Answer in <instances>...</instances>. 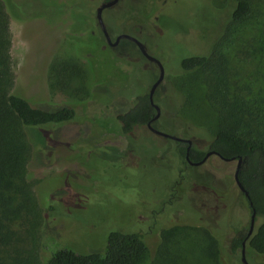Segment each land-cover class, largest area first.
<instances>
[{
	"label": "rangeland",
	"instance_id": "obj_1",
	"mask_svg": "<svg viewBox=\"0 0 264 264\" xmlns=\"http://www.w3.org/2000/svg\"><path fill=\"white\" fill-rule=\"evenodd\" d=\"M103 1L3 0L9 17L13 93L35 107L68 105L78 109L79 114L75 123L62 126L51 140L50 150L45 154L49 165L30 168L28 181L37 203L49 210L42 217L41 229L35 224L19 223L21 220L15 224L19 223L15 229L28 237L17 245L20 258L27 264H45L53 249L103 253L110 230L134 227L153 253L151 264H226L225 249L219 255L210 250L214 239L205 232V218L197 216L203 226L190 222L197 215L192 211L198 210V206L203 211L205 204L198 203L197 197L191 195L190 179L175 191L174 184H170L174 174L168 175L165 168L164 172L155 168L143 172L140 166L131 167L122 156L99 150L90 154L92 145L127 150L128 141L118 130L107 127L98 132L95 121L98 126H104L105 117L86 114L87 103L95 101L101 106L109 103L117 112L126 111L130 98L144 95L158 74L129 42L122 43L125 49L120 46L114 50L107 45L95 20L96 9ZM122 5L107 14L112 13L115 18V24H110L112 38L122 33L141 37L148 52L164 68L162 86L167 93L157 94L154 101L161 104L166 99L180 109L177 116L181 121L173 113V122H158V131L176 136L184 134L186 138L196 133L194 148L204 147L203 141L200 146L196 142L207 141L209 133L200 135L195 125H203L209 131L216 126L215 114L205 98L209 72L185 73L180 70V61L189 55L207 53L214 36L208 42L207 31L212 29L219 35L234 4L228 0H133L126 9L128 16L121 15L125 9ZM134 6H139L143 14L153 11L142 25L141 34L133 28L134 23L138 24L139 18L145 20L147 15L134 20ZM159 14L161 21H155V29L152 24ZM260 28H264L263 9L235 27L230 47L227 40L223 41L222 54L228 65L230 90L250 89L264 97V57L259 55V42L253 41ZM104 94L109 95L107 100L103 99ZM157 139L152 138L154 142ZM136 144L142 150L151 146L143 138ZM236 163L230 167L224 163L216 166L225 171L222 178L233 197L238 195L233 180ZM190 172V178L197 173L207 178L212 176L205 169ZM165 184H170L166 193ZM178 205L181 209L173 215L180 216L185 209L196 215L189 219L177 217V221L186 222L165 230L169 227L170 212ZM153 222L155 226L151 225ZM232 264L240 263L233 257ZM249 264L264 262L252 257Z\"/></svg>",
	"mask_w": 264,
	"mask_h": 264
},
{
	"label": "trees",
	"instance_id": "obj_2",
	"mask_svg": "<svg viewBox=\"0 0 264 264\" xmlns=\"http://www.w3.org/2000/svg\"><path fill=\"white\" fill-rule=\"evenodd\" d=\"M228 2L233 3L234 7L221 33L214 34L212 29L207 31L208 42L214 35L210 39L207 53L182 58L180 70L185 73L196 70L209 72L205 79V98L215 114L216 126L215 130L209 131L203 125H195L200 135L208 132L210 136L207 141L201 139L196 143L200 146L203 141L202 145H205L208 151L216 152L223 158L244 160L239 169L238 179L247 191L249 200L240 192L239 197L230 196L223 190L220 192L221 188L212 184L216 201L206 204L199 215L205 218L203 220L206 224L205 232L214 239L210 250L213 249L216 255H219L220 250L225 249L228 258L226 264H232L233 257L242 264L240 254L243 242L248 262L252 257L264 262V97L260 96L261 93H252L250 89L241 92L237 89L230 90L228 65L222 54L223 41L227 40V46L230 47L235 27L246 21L251 14H259L262 9L264 10V0ZM134 9L136 10L134 20L139 15L143 17L147 15L145 20L140 18V21L136 20L139 23L148 21L153 12L143 14L139 6H134ZM254 36L253 41L260 44L259 55L264 57V28H260ZM10 47L9 17L3 0H0V264H27L26 260L20 258L17 245L28 237L22 236L15 228L19 223H25L33 226L35 224L41 229L42 217L49 210L48 207L40 208L37 203L31 183L28 181L30 168L49 165L47 162L49 159L45 154L50 150L51 140L62 126L75 123L79 119V114L78 109L68 105L35 107L15 95ZM108 96L104 94L103 99L107 100ZM128 105V110L117 112L109 103L105 106L95 101L87 103L86 114L105 117L102 121L104 126H98L95 121L97 131L107 127L112 131L118 130V133L128 141L127 150L123 152L115 148H96L92 145L90 154L99 150L122 156L130 162L131 167L138 169L140 166L143 172L147 168L164 172L165 168L168 175L174 172V181L170 183L174 184L179 180L176 173L182 171L186 165L184 159L186 145L178 143L176 148L171 150V140L153 136L147 130L146 125L154 114L148 95L130 98ZM161 107L167 119L171 120L173 113H176L175 119L180 120L177 116V112L180 111L177 104H170L163 99ZM196 135L198 134L195 133L189 138L193 144ZM153 137L158 138V142H154ZM139 138H143L148 144L151 143V146L145 150L140 149L136 144ZM189 154L193 162L200 161L203 156V153L198 154L195 148L191 149ZM116 178L118 179L117 175ZM165 185L163 189L167 190L168 185ZM249 203L252 204L251 207ZM180 209L178 205L175 211H171L170 214L168 212L170 222L168 221L169 227L165 230H171L181 222H186L177 221V217L189 219L195 215L187 209L180 216L173 215V212ZM252 212L255 213L254 228L247 237ZM193 219L190 222L194 225L197 223L204 225L197 216ZM19 220L21 221L15 226ZM131 228L110 230L103 253L82 254L68 248L53 249L54 253L45 264H151L153 253L144 236L135 232L134 227L132 230ZM214 261L218 263L216 256Z\"/></svg>",
	"mask_w": 264,
	"mask_h": 264
},
{
	"label": "flooded vegetation",
	"instance_id": "obj_3",
	"mask_svg": "<svg viewBox=\"0 0 264 264\" xmlns=\"http://www.w3.org/2000/svg\"><path fill=\"white\" fill-rule=\"evenodd\" d=\"M108 1H110V0H104L102 3H104V2H108ZM132 1L133 0H118V2H117V4L116 5H114V6H112V7H110V8H107V9H105V10H103V12H102V19H103V22H104V24H105V27H106V29H107V32H108V34H109V36H110V39H111V41L112 42H115V40H116V38L119 36V35H121V34H118L115 38H112V36H111V33H110V24L111 25H114L115 24V18H113V14L111 13V14H109V15H107L108 13H110V11L111 10H113V9H116V8H118V7H120V5L121 4H123L122 6V9L123 8H125L124 10H122V14L121 15H124V16H128V12H127V7L128 6H131V4H132ZM101 3V4H102ZM100 4V5H101ZM107 16H109V18L107 17ZM109 19H107V18ZM162 17V15L161 14H159L158 16H155L154 17V23L152 24V26L156 29L157 28V25L155 24V21H161V18ZM194 17V16H193ZM95 20H96V14H95ZM111 20V22H108V21H110ZM127 21V20H126ZM129 21V20H128ZM144 23H146V21H144V22H142L141 24L140 23H134V25H136V26H131V27H133V28H135V29H137L138 30V34H141L142 33V25H144ZM96 24L98 25V23H97V21H96ZM98 27H99V25H98ZM99 29H100V27H99ZM134 30V29H133ZM101 31V30H100ZM101 33H102V31H101ZM122 34H125V33H122ZM127 35H130V36H132V37H134V38H136L138 41H140L146 48H147V44L145 43V42H143L142 41V39H141V37L139 36V35H136L135 33H131V34H127ZM102 36H103V38L105 39V37H104V35H103V33H102ZM106 41V40H105ZM123 42H129V43H131V45L135 48V50H137L139 53H140V51H139V49H138V47L133 43V42H131V41H129V40H120L119 41V43L116 45V46H109L108 44V46L109 47H111V48H113L114 50H116L117 48H119L120 46H122L124 49L126 48L124 45H122V43ZM107 43V42H106ZM147 50H148V48H147ZM119 56H122V55H124V54H121V53H117ZM150 54V53H149ZM140 55L142 56V54L140 53ZM144 58V57H143ZM145 59V58H144ZM145 61L148 63V64H150V68H155L156 70H157V72H158V68L156 67V65L155 64H153V63H150V62H148L146 59H145ZM157 77H158V74H157ZM157 77H156V79L147 87V89L145 90V93H144V95H149V91H150V88L152 87V85L155 83V81L157 80ZM164 81V80H163ZM163 85V82L156 88V90L154 91V94H153V102H154V104L155 105H157V106H159V110H160V114H159V117L156 119V120H154V121H152V118L156 115V110H155V108L152 106V108H153V110H154V114H153V117L151 118V120L149 121L150 122V125H151V127H153L154 129H156V130H158V127H157V124H158V122L159 123H164V122H166V123H169V122H173L172 120H169V119H167L166 118V116L164 115V113H163V110H162V107H161V104H158V103H156V101H154L155 100V97H156V95L157 94H159V95H162V96H166L165 94L167 93V89H166V87H165V89H164V87L162 86ZM148 99H149V97H148ZM149 103H150V101H149ZM148 122V123H149ZM148 123H147V125H148ZM146 125V128H147V130L151 133V135H153V136H157V137H160V136H158V135H156V134H154V133H152L150 130H149V128H148V126ZM171 135V134H170ZM173 136H176V135H173ZM178 138H180L182 141H174V140H171V139H165V138H163V137H160V138H163V139H165V140H171V144H170V149L172 150V149H175L176 148V145L178 144V143H181V144H184V145H186V150H185V156H184V159L186 160V165L184 166V168H183V170L182 171H178L176 174L178 175V181H176L175 183H174V188L173 189H175V191H176V187L178 188L180 185H183L184 184V181L185 180H187V179H190L191 181H192V183H193V186L191 187L192 188V196H194V198H195V196L197 197V199H196V201H198V203H200V202H202V204H204V208L206 207V204H208V203H211V201H213L214 203H215V201H216V198L214 197V192H212V184L215 186V185H217L219 188H221L220 189V192H222V190L224 191V193L225 192H229V190H228V183L222 178V172L223 173H225V171H222L221 169H219V167H216L217 166V163L216 162H218V163H224V164H228V166L231 164V163H233V162H235V160L234 161H226L225 159L226 158H223L221 155V157L220 156H218L217 155V153L215 154V153H213V151H208L207 149V147L204 145V147H201L200 146V148L199 149H196V151L198 152V154H202L203 153V156H202V159L200 160V161H198V162H201L203 159H204V157L206 156V154H208V153H211L210 155H209V157L202 163V164H200V165H192L191 163H198V162H193V161H191L190 160V158H189V153H190V150L191 149H193L194 148V145H193V142H192V140H190L189 138H186V135H184V134H180V135H178L177 136ZM124 138V137H123ZM125 139V138H124ZM125 140H127V139H125ZM188 141H190V148H189V151H188V159L186 158V154H187V148L189 147V143H188ZM99 147H101V148H104V146H99ZM105 148H109V147H105ZM117 151H119V152H123V151H125L126 150V148H124V149H117V148H115ZM197 154V155H198ZM216 161V162H215ZM237 162V161H236ZM230 167V166H229ZM191 169L192 170H206V171H209L210 173H211V177L210 178H207V177H205V175L204 174H202V173H197V174H195L196 176L195 177H193V178H190L191 176H189V175H191ZM157 171V170H156ZM227 171V170H226ZM174 173V172H173ZM182 175H184L183 177H182ZM180 177V178H179ZM182 177V178H181ZM184 177H185V179H184ZM234 180V179H233ZM235 183V182H234ZM190 188V189H191ZM172 189V190H173ZM237 190H238V188H237ZM239 190H238V195H239ZM241 193V192H240ZM243 194V193H242ZM237 195V196H238ZM171 197H173L174 198V196H173V193L171 194ZM192 212H194V213H197V215L196 216H200L199 214L202 212V210H201V208L198 206V210H193ZM250 223V222H249ZM152 226H155L156 225V223L155 222H153L152 224H151ZM245 255H246V249H245ZM247 259V258H246ZM248 261V260H247Z\"/></svg>",
	"mask_w": 264,
	"mask_h": 264
},
{
	"label": "water",
	"instance_id": "obj_4",
	"mask_svg": "<svg viewBox=\"0 0 264 264\" xmlns=\"http://www.w3.org/2000/svg\"><path fill=\"white\" fill-rule=\"evenodd\" d=\"M118 2V0H110L108 2H104L102 3L97 9H96V21L100 27V30L102 31L104 37H105V40L107 42V44L109 46H116L120 40H129L131 42H133L139 49L140 53L142 54V56L150 63H153L156 65V67L158 68V77H157V80L155 81V83L152 85V87L150 88V91H149V101H150V104L155 108L156 110V115L152 118V121L156 120L158 117H159V114H160V110H159V107L157 105L154 104L153 102V94H154V91L156 90V88L163 82L164 80V68H163V65L162 63L157 60L155 57L151 56V54H149L147 48L140 42L138 41L136 38L130 36V35H127V34H121L119 35L115 42H112L111 39H110V36L107 32V29L105 27V24L103 22V19H102V12L103 10L107 9V8H110L114 5H116ZM148 128L149 130L160 136V137H163L165 139H171V140H174V141H182L180 138H178L177 136H173V135H170L168 133H164V132H161V131H158L156 129H154L153 127H151L150 125V122L148 123ZM189 143V147L187 148V154H186V158L188 159V151H189V148H190V141H188ZM216 154V152H213ZM211 153H208L206 154V156L204 157V159L201 161V162H198V163H191L192 165H200L202 164L210 155ZM218 156H220L218 153H217ZM221 157V156H220ZM222 158V157H221ZM226 161H234L235 158H230V159H225ZM243 159H238L237 163H236V167H235V170H234V173H233V179H234V182H235V185L236 187L238 188V190L244 194V196L249 200V196H248V193L247 191H245L244 187L241 185L239 179H238V173H239V169L243 163ZM249 206L251 207L252 204L249 203ZM254 218H255V213L252 212L251 216H250V224H249V230H248V235L247 237H249L253 231V228H254ZM241 263L242 264H249V262L247 261L246 259V255H245V242L242 243V249H241Z\"/></svg>",
	"mask_w": 264,
	"mask_h": 264
}]
</instances>
